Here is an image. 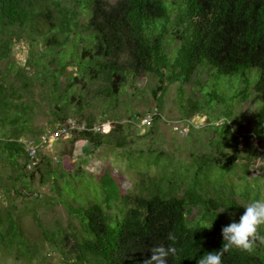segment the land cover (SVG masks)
Wrapping results in <instances>:
<instances>
[{"label":"trees","instance_id":"16d2710c","mask_svg":"<svg viewBox=\"0 0 264 264\" xmlns=\"http://www.w3.org/2000/svg\"><path fill=\"white\" fill-rule=\"evenodd\" d=\"M17 43L28 47L25 67L10 61ZM4 61L0 190L7 197L12 190L15 197H25L26 190L34 194L26 183L35 172L44 181L53 178L73 219L71 231L59 223L44 227L37 215L34 219L50 255L61 257L63 264H143L151 257L150 249L161 245L177 249L167 264H197L205 253L222 249V228L233 220L239 222L245 211L242 206L264 194L262 177L249 178L261 156L259 147H264V0H0V63ZM204 67L218 76H240L241 80L231 81L242 82L244 88L224 96L217 87L202 86V91L210 92L191 102L184 112L186 120L204 109L199 101L206 105L237 97L246 101L253 88L263 100L253 129L243 122L232 126V111L227 110L208 119L204 129L208 152L191 153L187 160L156 150L128 155V169H135L139 177L133 192L122 190L109 170L97 184L84 180V174L93 175L82 166L65 170L59 163L57 172L39 151L36 165L28 168L31 160L23 141L40 143L35 137L41 132L34 133V126L41 100L47 101L52 123L60 128L71 125V113L78 118L77 125L85 122L81 131H71L70 142L74 146L81 141L86 154L106 144L123 148L129 127L141 128V117L147 114L154 115L153 127L160 112L132 113L126 123L113 122L103 132L96 116H84L86 106L102 96L116 102L126 85L146 76L156 79L153 96L161 103L171 85L189 83ZM253 69L258 79L251 78L256 74ZM92 86L96 93L88 99ZM80 87L87 93H78ZM103 115L101 122L108 120ZM223 118L218 126L211 124ZM193 130L187 136H193ZM252 139L258 146L252 145ZM243 152L246 163L240 165L236 155ZM14 182H20L21 189ZM77 184L97 185L101 198L92 197L86 205L70 204L62 190L76 201ZM20 214L12 204L0 210V254L29 264L37 258L45 260L38 245L27 240ZM259 231L264 235V226ZM169 233L175 241L168 239ZM222 261L264 264V244L257 242L252 253L232 248Z\"/></svg>","mask_w":264,"mask_h":264},{"label":"rangeland","instance_id":"374dc122","mask_svg":"<svg viewBox=\"0 0 264 264\" xmlns=\"http://www.w3.org/2000/svg\"><path fill=\"white\" fill-rule=\"evenodd\" d=\"M172 12V16H173ZM173 43L172 46H174ZM28 47L24 43H17L13 47L10 61L15 67H25L27 58ZM7 68V62L0 63V69L5 70ZM69 72L73 71L72 68L68 69ZM252 71L256 74H251V78L258 79V72L256 69ZM240 76H218L216 71L204 67L197 71L193 76L192 80L183 85L173 84L169 87L167 93L163 96L162 102L159 103L153 96V88L156 85V79L151 76L136 79L132 83L126 85L123 88L122 94L119 99L107 102V98L100 97L94 99L89 106H86L84 116L88 117L90 114L97 117L98 125L103 132L108 131L113 122L126 123L130 114L139 113L146 114L152 112L158 114L160 112V121L155 126L136 128V126L129 127L128 140L123 148H115L111 145L106 144L105 146L96 149L90 154H86L81 151L83 148L82 142H77L74 146L70 142L74 135L67 137H60V139L53 143L52 148H44V145L39 147V153L47 156L50 161V166L53 170L58 172L57 166L61 163L62 168L65 170H75L78 166H82L86 171L91 172L93 176L84 174L85 181L89 182L93 180L95 184L99 182V179L104 175L105 172H109L117 181L118 185L125 192L135 191V185L139 179L135 169H128L127 156L136 154L140 150L149 152L150 150L167 151L173 153L177 159L187 160L191 153L198 152L200 154L208 152L207 147V132L204 131L207 127V122L214 116H222L227 110L232 111L231 124L235 125V122H243L248 129H253L256 124V118L259 113L260 107L263 105V100L256 94L253 88L249 91V97L246 101L240 100L239 97L232 101L231 99L223 102H210L206 105L205 102L199 101L204 104V109L201 113H194L190 122L195 129H189L188 124L185 120L188 118L184 115L191 102L197 98L203 99V93L210 91H202V86L205 90L213 89L217 87L224 96H230L232 93L240 91L244 88L242 82H233L231 80H241ZM256 79V81H257ZM231 81V84H230ZM255 81V82H256ZM200 82V83H199ZM181 84V85H180ZM79 88L78 93L86 94L87 91ZM35 92H40V88H36ZM96 93V87L92 86L91 91L87 93L88 99ZM89 94V95H88ZM41 105L36 111L35 131L34 133L41 132V135L37 134L40 139V143L49 138L51 135L54 137L55 134L60 132V126L53 124V117L51 115L50 107L47 105V101L41 100ZM161 105V107L159 106ZM106 113L107 121L101 122L105 117L103 113ZM186 114V113H185ZM69 122L73 124V129L81 131L85 127V122L82 125H77L78 118L71 113ZM209 119V120H208ZM219 121V122H218ZM211 123L213 126H218L219 123L224 122V118L221 120ZM210 122V121H209ZM175 126H178L183 130V126L188 128L187 132L193 130V136H187L188 133L183 134L175 130ZM152 127V128H151ZM104 128V130H103ZM106 128V129H105ZM106 130V131H105ZM31 136L25 137L30 138ZM25 141V139H24ZM27 141V140H26ZM252 145L258 146L257 141L252 139ZM243 148V145L239 149ZM261 156L257 159L254 166L251 168L249 178L262 177L264 182V147H259ZM244 152L236 155L238 164L246 163L244 159ZM60 161V162H59ZM40 163V158L39 161ZM46 162V161H44ZM261 170V171H260ZM33 171V170H32ZM239 170L237 169V172ZM35 176L28 180L26 185L30 187V190L34 194L30 195L27 190L24 191L25 197H15V190H12L9 197L0 190V210L4 207L12 204L15 212L19 215L21 225L24 229V233L28 241L33 245H38L37 249L41 250L39 255L47 256L45 260L39 258L34 259L31 264H63V259L58 255L51 254V248L41 236L40 228L34 219L37 215L40 222L44 227L51 228L57 223L60 227L66 228L68 232L71 231L69 228L70 222L73 220L67 212L65 204L62 203L60 194L53 184L54 180L49 179L44 181L40 172H35ZM7 178V177H5ZM237 179H235L236 182ZM10 183V181H8ZM18 189H21L20 182H14ZM81 183V182H80ZM76 195L73 199L72 195L62 190L63 199L68 201L70 204L77 206L83 203L90 204V198L94 197L97 200L101 198L96 191H100V187H86L82 184L75 186ZM85 192V196H84ZM82 195V197H79ZM84 196V197H83ZM251 201H248L249 203ZM237 222L236 220H233ZM75 224L77 222L75 221ZM0 264H29L26 259H18L13 256H4L0 254Z\"/></svg>","mask_w":264,"mask_h":264},{"label":"clouds","instance_id":"9594fccd","mask_svg":"<svg viewBox=\"0 0 264 264\" xmlns=\"http://www.w3.org/2000/svg\"><path fill=\"white\" fill-rule=\"evenodd\" d=\"M245 211L239 218V222H231L222 228L224 244L221 250L207 252L197 261V264H223L224 253L232 248L252 253L257 242L264 244V235L260 234V228L264 226V194L259 199L253 200L242 206ZM170 241H175L173 233L168 234ZM150 259H145L143 264H167V258L177 254V249L169 245L165 247L154 246L150 249Z\"/></svg>","mask_w":264,"mask_h":264},{"label":"built area","instance_id":"2783aa9c","mask_svg":"<svg viewBox=\"0 0 264 264\" xmlns=\"http://www.w3.org/2000/svg\"><path fill=\"white\" fill-rule=\"evenodd\" d=\"M153 118H154L153 114H147V115L142 116L139 126L140 127H149L153 123ZM189 121L190 120H185L186 124H188V126H186V127H188V128L191 127L190 125H193L191 122L189 124ZM73 124H75V123H71V125L69 127L64 126L63 128H60V132L55 134L54 137L51 135L49 138L43 140L38 145L28 143L26 140L23 141L25 148H26V151L28 152L30 160H31V164L28 166V168L31 169L33 166L36 165L37 154L39 151V147L41 145H44V148H52L53 143L58 141L60 139V137H64V136L67 137V136L71 135V131L75 130V129H73V126H72ZM188 128H185V126H183V130H182L178 126H175V130L179 131V132H183V134H186Z\"/></svg>","mask_w":264,"mask_h":264}]
</instances>
